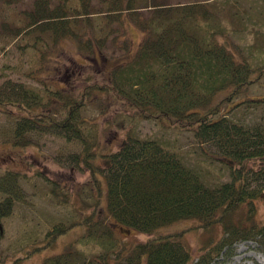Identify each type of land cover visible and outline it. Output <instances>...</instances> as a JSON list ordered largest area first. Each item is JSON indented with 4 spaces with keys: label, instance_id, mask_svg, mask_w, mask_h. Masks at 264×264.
<instances>
[{
    "label": "trees",
    "instance_id": "1",
    "mask_svg": "<svg viewBox=\"0 0 264 264\" xmlns=\"http://www.w3.org/2000/svg\"><path fill=\"white\" fill-rule=\"evenodd\" d=\"M4 1L16 5L24 0ZM28 1L30 8L2 20L1 30L10 34L8 43L30 55L26 75L41 85L19 84L11 92L0 93V111L13 124L6 141L23 148L33 133H55L75 141L79 147L71 156L75 166L90 172L97 190L105 180L108 220L95 217L98 196L88 216L67 227L54 224L46 233L47 247L70 227L83 226L77 245L95 250L87 255L67 248L45 257L41 264H220L233 256V245L248 241L255 242L264 256V216L253 217L260 204L264 206V118L249 123L229 114L240 103L244 107L251 102L264 104V98L245 94L251 85L264 81V58L253 64L247 58L252 53L239 56L232 50L226 40L230 24L222 23L223 7L212 10L220 1ZM126 21L142 32V40L133 55L115 63L109 80L93 84L97 89L91 91L88 85L85 96L77 99L46 76L53 70L50 54L62 41L73 42L89 60L97 55L105 59L108 43L128 54ZM262 46H254L259 57L264 54ZM96 92L119 99L140 119L191 131L198 143L216 149L215 157L225 164L230 179L208 184L207 175L187 166L171 145L131 133L104 167L97 165V130L79 115L83 99ZM238 95L244 100L235 103ZM24 176L11 169L0 176V192L5 194L0 200V238L3 219L23 199L19 178ZM252 178L263 182L253 185ZM184 220L194 223L172 228ZM113 226L148 237L127 244ZM189 232L205 234L195 251L184 239ZM32 247L8 264H23L31 253L44 249Z\"/></svg>",
    "mask_w": 264,
    "mask_h": 264
},
{
    "label": "rangeland",
    "instance_id": "2",
    "mask_svg": "<svg viewBox=\"0 0 264 264\" xmlns=\"http://www.w3.org/2000/svg\"><path fill=\"white\" fill-rule=\"evenodd\" d=\"M168 1L175 3L187 0ZM218 1L221 4L228 3L221 5L216 2L212 10L217 11L223 7L222 23L228 26L230 24V31L226 37L229 46L239 56L252 53L251 58L249 56L247 58L253 61V64L261 61L264 54L261 53L259 57L258 48L254 46L263 44L262 49H264V0ZM4 2L0 0V93L6 90L11 92L19 84L41 85L40 81L26 75L31 64L28 60L30 55L21 54L12 41L8 43L10 34L1 30L2 20H10L14 13L29 9L31 4L28 0H24L23 3L18 2L16 5ZM8 30L11 31L10 28ZM125 32L129 53L123 54L120 49L108 43L105 59L99 55L94 60L85 59L73 42L62 41L50 54L49 69L53 70L48 71L46 76L50 80L56 79L65 90L77 96V99L85 96L88 85L91 91L97 89L93 84L99 86L104 80H109L110 71L117 61L126 60L136 52L143 37L142 32L129 21L125 22ZM45 73L46 71L39 73L38 76ZM263 82L247 88L245 90L247 98H264ZM242 96L238 95L234 99L235 103L243 101ZM83 100L81 104L84 106L79 110L80 118L86 120L87 124L93 123L98 133L95 146L97 156L94 160L97 165L104 167L110 154L118 150L127 133H131L139 139H154L171 145L187 166L201 170L202 175H207L205 181L208 184H218L230 179L225 164L215 157L218 155L216 149L206 143H198L191 131L179 130L159 120L140 119L132 115L125 104L110 94L96 92ZM231 104L232 102L224 104L222 110L226 111ZM242 104L235 105L230 109L229 114L235 117L242 116V120L249 123L264 118L263 103L251 102L247 107ZM11 119L8 114L0 111V176L9 169L19 171L25 176L19 178L23 199L15 202L11 214L2 222L0 264L1 261L3 264L10 263L18 254H24L32 249V245L44 249L31 253L23 264H41L45 257L60 253L67 248L83 251L89 255L95 249L89 245H81L82 247L77 245L84 231L83 226L70 227L49 247L45 242L46 233L54 224L61 223L67 227L71 221L91 214L98 196L100 200L95 217L99 215L103 221H108L104 215L105 180L102 178L101 189L97 190L90 172L75 166V162L71 159V156L79 151L78 145L75 141L68 142L61 135L33 133L30 134L31 141L28 146L12 147L6 141L10 127L13 125ZM252 180L253 185L263 182L253 178ZM88 189H91L90 193ZM4 196L5 194L0 192V200ZM260 205L253 217L264 216V206L262 203ZM239 215L238 212L237 216ZM193 223L194 221L184 220L172 228L177 229ZM113 230L116 236L123 238L127 244L143 241L148 237L146 233L134 229L123 232L118 226H113ZM204 236L205 234L199 232H189L184 239L195 251ZM232 248L233 256L220 264H263L256 258L263 255L255 242H239Z\"/></svg>",
    "mask_w": 264,
    "mask_h": 264
},
{
    "label": "bare ground",
    "instance_id": "3",
    "mask_svg": "<svg viewBox=\"0 0 264 264\" xmlns=\"http://www.w3.org/2000/svg\"><path fill=\"white\" fill-rule=\"evenodd\" d=\"M261 263L264 264V257L263 256H257L256 257Z\"/></svg>",
    "mask_w": 264,
    "mask_h": 264
}]
</instances>
